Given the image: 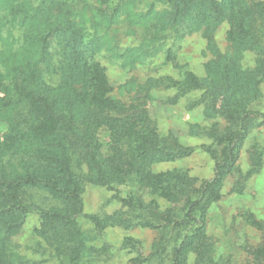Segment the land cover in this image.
Masks as SVG:
<instances>
[{
	"label": "trees",
	"instance_id": "1",
	"mask_svg": "<svg viewBox=\"0 0 264 264\" xmlns=\"http://www.w3.org/2000/svg\"><path fill=\"white\" fill-rule=\"evenodd\" d=\"M101 1L0 0V120L8 124L0 135V264H120L114 259L122 250L138 253L130 264H231L215 255L207 216L229 175L238 172L241 190L263 163L257 143L246 173L238 159L246 138L264 125V0H151L145 10L144 0H120L113 8ZM226 21L228 46L221 51L215 33ZM119 23L137 45L122 48L121 28L113 27ZM196 32L214 55L205 76L189 69L180 78L150 76L129 100L114 94L102 51L124 58V66L164 51L171 59L167 43ZM248 51L255 54L250 67L243 63ZM159 88L175 89L166 99L172 104L186 97L188 110L202 107L210 122L191 123L189 134L210 143L192 146L160 132L148 107ZM197 147L217 159L211 179L200 181L184 168L152 170ZM89 183L137 190L113 194L121 203L113 212L89 214L83 199ZM34 213L39 258L14 241ZM245 221L264 234V220L248 213ZM112 226L151 228L158 237L147 254L129 236L117 251L107 241L93 243ZM244 245L245 264H264V238Z\"/></svg>",
	"mask_w": 264,
	"mask_h": 264
},
{
	"label": "rangeland",
	"instance_id": "2",
	"mask_svg": "<svg viewBox=\"0 0 264 264\" xmlns=\"http://www.w3.org/2000/svg\"><path fill=\"white\" fill-rule=\"evenodd\" d=\"M94 5L102 4L101 0H90ZM120 0H109L108 8H113ZM151 0H144L140 4V10L146 9V4ZM106 6V4H105ZM119 26L121 30L118 33L119 44L122 48L128 45H137V37L133 34H127L123 28L124 23ZM230 28L229 22H224L216 30L215 38L219 49L225 51L228 46L227 32ZM113 33V32H112ZM171 46L174 51V57L167 58V52H161L157 56L148 58L143 62H137L134 66L123 65L124 58L118 57L114 52L102 51L98 58L106 67L110 82L114 86V94L123 99L129 100L130 93L134 92L137 84L144 82L150 76L172 75L176 78L183 76L186 69L192 70L198 76L206 75V63L214 57L212 52L207 49V41L201 32H196L173 45L169 41L165 50ZM243 63L246 67L255 64V54L246 52ZM1 66V64H0ZM175 89H155L154 98L149 101V110L152 117L156 120L161 133L173 132L181 140L192 146H199L203 143H210L211 139L206 137H197L189 134L190 124L200 122L207 124L210 121L204 119L202 107L188 110L186 107L187 98L180 99L177 104L166 101L169 95H173ZM8 124L0 120V135L7 130ZM106 138V137H105ZM107 140V138H106ZM257 143L264 152V125L254 129L243 143L238 164L241 173H246L252 167L250 152L253 145ZM216 157L209 151L200 147L189 156L174 161L160 162L152 166L156 172L166 171L173 168H184L200 181L211 179L215 174ZM238 172L229 175L222 188L221 197L209 208L207 216V234L215 242V255H223L231 261V264H245L248 259L246 243L248 246L262 241L264 234L245 221V215L253 213L256 218L264 220V153L263 163L259 171L253 173L245 182L242 189L236 187ZM238 185V184H237ZM240 186V185H238ZM134 185H117L114 188L89 183L83 194L85 213H110L119 208L121 203L113 194L118 193L123 196L129 191H136ZM149 190L143 192L148 196ZM162 205L165 204L161 200ZM83 228L90 230L92 223L87 217L81 219ZM40 220L36 213L31 214L20 234L14 237V241L19 244L22 253L31 258H39L34 253L32 247L35 246L38 237L34 231L39 226ZM133 237L142 242V252L149 253L152 243L157 239L158 233L151 228L136 227L125 229L119 226L107 227L102 235L93 240L96 245H102L105 241L112 244L114 251L120 247L125 237ZM115 262L120 264H130L137 256V252H128L125 250L117 251ZM196 255L191 254V261L194 262ZM50 262V261H49ZM46 262L45 264L49 263Z\"/></svg>",
	"mask_w": 264,
	"mask_h": 264
}]
</instances>
